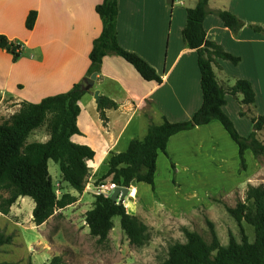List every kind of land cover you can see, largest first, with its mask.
<instances>
[{"label": "crops", "instance_id": "1", "mask_svg": "<svg viewBox=\"0 0 264 264\" xmlns=\"http://www.w3.org/2000/svg\"><path fill=\"white\" fill-rule=\"evenodd\" d=\"M102 1L0 0V35L11 42L21 43L37 55V62L28 64L25 78L41 84L49 82L62 90L60 94L82 84L88 77L92 42L102 29L101 20L95 13L96 6ZM196 3L197 0H117L118 45L146 62L161 77L162 83L142 80L119 57L108 55L102 59L100 74H97L93 88L78 101L80 114L76 126L80 135L70 139L72 143L87 146L94 152V158L86 162L93 177L103 169L107 170L112 154L124 152L133 140H143L150 125H160L163 118L170 123L188 121L201 107L196 53L185 47L181 36L186 10L194 8ZM208 8L210 14L203 23L206 39L239 59L237 65L216 60L213 71L218 84L227 89L237 80H244L250 83L255 95L254 104L249 107L241 106V95L226 96V104L222 108L240 132L247 136L252 131L248 116L257 118L264 115V0H209ZM217 11L229 12L242 22L243 27L233 34L215 15ZM30 12L36 13V20L33 29L27 31L25 20ZM20 29H25L27 34L21 33L19 37ZM0 54L7 55L3 50ZM2 78L0 74V111L10 110L13 115L21 103L29 102L8 96ZM17 87L24 88L22 84H17ZM95 91H98L99 98H107L117 106L115 110L104 111L105 121L100 119L97 101L93 98ZM146 104L154 109L153 113L145 115ZM241 111H247V116L241 117ZM257 137L264 145V128ZM48 140L47 135L45 141L33 142L46 143ZM166 154L167 157L158 153L156 159L154 193L158 200H162L156 190L158 172L161 168L168 176H173L170 163L175 167L179 189L178 179L187 184L198 181L192 186H209L214 192L261 186L251 183L261 167L260 160H255L249 150L245 151L246 171L239 172L238 148L217 121L170 137ZM142 184L134 182L128 189L134 192V198L144 201L139 196ZM67 193L79 196L71 188ZM128 197L131 199L129 194ZM28 199L20 198L29 202ZM119 202L124 205V200ZM29 207L31 212L34 204L29 202ZM84 225L89 233L85 222Z\"/></svg>", "mask_w": 264, "mask_h": 264}, {"label": "trees", "instance_id": "2", "mask_svg": "<svg viewBox=\"0 0 264 264\" xmlns=\"http://www.w3.org/2000/svg\"><path fill=\"white\" fill-rule=\"evenodd\" d=\"M209 0H197L194 8L186 10V23L181 36L185 47L194 51L200 72V89L202 105L188 120L170 123L164 118L160 125H150L143 140H133L127 149L119 154H112L107 162L106 177L111 183L129 188L132 183H143L154 193V176L158 153L167 157L166 145L170 137L196 127L204 126L212 121L220 123L226 134L238 148L239 172L246 171L245 151L249 150L255 160L263 159L264 145L257 138V133L264 128V115L251 118L252 132L242 137L232 121L224 114L222 108L226 104V96L241 95L242 107L254 104L255 95L249 82L237 80L230 88H222L216 79L213 67L216 60L228 61L237 65L238 58L225 53L220 46L206 39L203 23L210 14ZM95 13L102 23L100 35L92 42L89 53L87 76L100 74L102 59L108 55L121 58L130 65L140 78L146 82L161 84L162 79L137 55L123 50L116 39L117 0H103L95 8ZM215 15L224 27L236 34L243 24L235 16L225 11H217ZM36 20V13L30 12L25 20V29L31 31ZM260 32L259 29L253 28ZM0 50L17 60L22 52L20 44L11 42L0 35ZM87 92L82 84L74 85L70 91L43 98L38 103L23 102L17 113L9 120L0 123V214L8 215L10 208L20 198H29L34 208L32 223L41 226L47 222L56 210L63 209L76 198L64 194L57 198L48 173V162L58 166L61 180L78 195H81L87 184L89 168L87 161L94 158V152L87 146L76 145L71 138L80 135L76 119L80 114L78 101ZM117 108L107 98L100 97L97 110L100 119L105 121L104 111ZM241 111L240 116H247ZM45 127L49 140L46 143H27L28 137L36 130ZM174 175L175 167L170 163ZM173 178V184L174 182ZM226 213L237 224L240 230V241L229 236L226 246H221L213 230L210 228L211 242L207 243L197 233L184 230L185 243L175 244L169 248L168 257L162 264H264V187L248 186L245 201H238L234 208L225 206ZM120 219V229L131 246L143 247L149 241L147 226L137 217L126 212L121 202H112L109 196L94 197L91 210L85 214V224L89 235L105 242L113 229L112 219ZM242 223L252 227L254 241L250 243L245 235ZM12 237L0 231V247L9 245ZM54 258L48 264H59Z\"/></svg>", "mask_w": 264, "mask_h": 264}, {"label": "rangeland", "instance_id": "3", "mask_svg": "<svg viewBox=\"0 0 264 264\" xmlns=\"http://www.w3.org/2000/svg\"><path fill=\"white\" fill-rule=\"evenodd\" d=\"M21 33L27 34L25 29H20L17 35L21 37ZM19 44L22 46V52L17 60L9 54H0V74L3 77L1 80L5 84L7 95L29 103H38L45 97L60 94L62 90L49 82L41 84L25 78L29 70L26 69L28 64L37 62V55ZM17 84H22L23 90L18 88ZM144 112L148 115L153 113L154 109L146 104ZM11 116L12 111L1 110L0 123L6 122ZM248 120L251 121L249 116ZM235 128L242 137L248 136H244L238 127ZM46 139L47 132L43 127L34 131L28 137L27 143ZM259 160L261 167L259 172L254 174L251 183L264 187V161ZM161 171L160 168L156 190L162 200H158L155 193L145 184H142L139 190V196L144 201L138 197L131 198L132 200L129 197L124 199L126 212L135 214L148 228L149 241L145 246L136 248L129 244L120 229L118 217L113 218L114 228L105 242H98L97 238L91 237L85 231V214L91 208L97 190L112 184L111 177H106L107 170L103 169L95 177L89 173L83 193L75 197L76 202L56 210L41 226L37 227L32 223L29 202H33L30 199L29 202L18 199L8 215L0 214V231L12 237L9 245L0 247V264H48L54 258L60 259L59 264H162L167 259L171 246L185 243L184 230L195 232L210 243V228L207 222L212 224L221 246L228 244L230 235L240 241V230L226 213L225 206L234 208L238 201L244 202L248 186L214 192L209 186H192L198 181L187 184L186 181L178 179L181 185L179 189L175 174L168 176ZM48 173L56 197L61 198L64 194H69L67 192L70 187L62 182L58 166L52 161L48 162ZM0 196L6 197L3 193H0ZM129 196L135 197L132 190ZM145 201L148 203H144ZM242 228L248 241L252 243V227L242 223Z\"/></svg>", "mask_w": 264, "mask_h": 264}, {"label": "water", "instance_id": "4", "mask_svg": "<svg viewBox=\"0 0 264 264\" xmlns=\"http://www.w3.org/2000/svg\"><path fill=\"white\" fill-rule=\"evenodd\" d=\"M97 74L93 73L90 76H88L87 78L84 79V81L82 82V88L84 91H89L93 88L94 82L96 80ZM93 98L95 101L99 100V93L98 91H95L93 93ZM128 193H129V189L125 188V187H116L113 192L110 194L109 198L110 200L114 203V202H119L124 200L125 198L128 197Z\"/></svg>", "mask_w": 264, "mask_h": 264}, {"label": "built area", "instance_id": "5", "mask_svg": "<svg viewBox=\"0 0 264 264\" xmlns=\"http://www.w3.org/2000/svg\"><path fill=\"white\" fill-rule=\"evenodd\" d=\"M118 187L114 184H110L109 186H106V187H101L100 189H98L97 191V195H103V196H110V194L113 192V190ZM131 190H129V193H130ZM128 193V194H129ZM130 198H134V197H131Z\"/></svg>", "mask_w": 264, "mask_h": 264}]
</instances>
